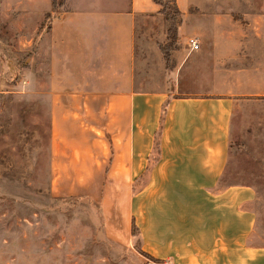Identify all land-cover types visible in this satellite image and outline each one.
I'll return each instance as SVG.
<instances>
[{"label":"crops","instance_id":"crops-1","mask_svg":"<svg viewBox=\"0 0 264 264\" xmlns=\"http://www.w3.org/2000/svg\"><path fill=\"white\" fill-rule=\"evenodd\" d=\"M177 3L183 24L189 18L199 22L209 14L217 17L208 6L216 11L222 1ZM8 5L10 19L24 20L27 30L29 23L33 31L49 21L47 28L41 24V61L48 62L51 84L61 91L59 98L80 103L78 110L58 111L53 122L54 193L86 192L94 198H123L122 204L128 199L133 225L142 235L150 232L149 252L160 260L264 264V251L256 253L247 244L256 225V214L249 207L255 189L222 184L234 107L239 97L258 94L250 85L253 77L240 74L244 78L236 81L239 90L226 93L146 91L147 57L138 36L140 22L161 14L154 0H64L58 8L52 0H9ZM199 31L197 24L187 27L188 45L191 37L198 39L199 48L204 45ZM209 49L217 59L218 45ZM156 52L161 61L158 47ZM223 69L214 65L211 83L221 82ZM191 75L179 74L178 84ZM86 102H107L108 110L83 109L81 103ZM102 112L105 120L92 121ZM84 117L91 120H81ZM101 126L111 136L108 145L77 134Z\"/></svg>","mask_w":264,"mask_h":264},{"label":"rangeland","instance_id":"rangeland-1","mask_svg":"<svg viewBox=\"0 0 264 264\" xmlns=\"http://www.w3.org/2000/svg\"><path fill=\"white\" fill-rule=\"evenodd\" d=\"M220 1L222 4L216 11L215 6H208V12H217V17L209 14L199 22L189 18L183 24L182 19L179 23L182 33L178 26L175 38L168 37L170 21L164 13L140 22L138 42L147 57L143 88L191 96L226 93L239 90L236 81L244 78L240 74L253 77L250 85L258 94L239 97L234 107L230 157L222 184L255 189L256 198L249 207L256 214V225L247 244L261 253L264 251V0ZM0 3H5L0 7V264H180L150 254V232L142 235L135 228L128 199L122 204L123 198L104 195L94 198L86 192L54 193L53 122L58 111L78 110L80 103L59 98L61 91L51 84L48 62L41 61V24L47 28L49 21L40 22L33 31L29 23L27 30L24 20L10 19L9 0ZM195 24L202 29L199 32L204 45L191 51L188 45L191 34L187 35L186 29ZM214 44L218 45L217 59L211 52L213 49H209ZM204 50L206 53L202 55ZM177 61L180 67L175 69ZM214 65L224 67L219 84L211 83ZM186 71L192 75L185 80L182 77L179 85L178 76ZM81 106L108 110L107 102H86ZM103 112L92 121L105 120ZM100 128L77 134L88 136L90 142L97 140L108 145L111 136ZM117 190L120 194V188Z\"/></svg>","mask_w":264,"mask_h":264},{"label":"trees","instance_id":"trees-1","mask_svg":"<svg viewBox=\"0 0 264 264\" xmlns=\"http://www.w3.org/2000/svg\"><path fill=\"white\" fill-rule=\"evenodd\" d=\"M157 4L160 5V12L164 13L166 18L170 21L168 26L167 34L169 38H175L178 34V26L182 20V10L178 6L177 0H154ZM53 7H61L64 3V0H52ZM168 45H165L167 47ZM165 53L168 54V49L165 50ZM160 142L159 140L156 143V150L159 151ZM135 228L136 225L134 223Z\"/></svg>","mask_w":264,"mask_h":264},{"label":"built area","instance_id":"built-area-1","mask_svg":"<svg viewBox=\"0 0 264 264\" xmlns=\"http://www.w3.org/2000/svg\"><path fill=\"white\" fill-rule=\"evenodd\" d=\"M189 45L191 47L192 50L194 49H198L199 48V42H198V39L195 38V37H191L190 40H189Z\"/></svg>","mask_w":264,"mask_h":264}]
</instances>
